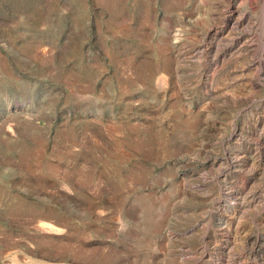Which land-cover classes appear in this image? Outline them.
<instances>
[{
    "label": "rangeland",
    "instance_id": "1",
    "mask_svg": "<svg viewBox=\"0 0 264 264\" xmlns=\"http://www.w3.org/2000/svg\"><path fill=\"white\" fill-rule=\"evenodd\" d=\"M0 264H264V0H0Z\"/></svg>",
    "mask_w": 264,
    "mask_h": 264
},
{
    "label": "bare ground",
    "instance_id": "2",
    "mask_svg": "<svg viewBox=\"0 0 264 264\" xmlns=\"http://www.w3.org/2000/svg\"><path fill=\"white\" fill-rule=\"evenodd\" d=\"M174 36L177 38L178 37V31L175 32ZM61 224L59 221H55L53 224L50 222H38L36 228L45 233H59L61 232L60 226Z\"/></svg>",
    "mask_w": 264,
    "mask_h": 264
}]
</instances>
